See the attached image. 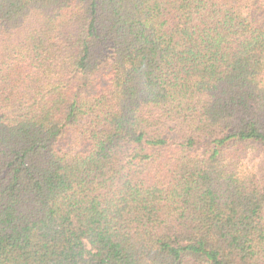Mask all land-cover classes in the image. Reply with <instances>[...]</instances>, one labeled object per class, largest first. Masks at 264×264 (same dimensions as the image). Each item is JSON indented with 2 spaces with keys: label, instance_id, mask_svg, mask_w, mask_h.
Segmentation results:
<instances>
[{
  "label": "trees",
  "instance_id": "16d2710c",
  "mask_svg": "<svg viewBox=\"0 0 264 264\" xmlns=\"http://www.w3.org/2000/svg\"><path fill=\"white\" fill-rule=\"evenodd\" d=\"M0 264H264V0H0Z\"/></svg>",
  "mask_w": 264,
  "mask_h": 264
}]
</instances>
